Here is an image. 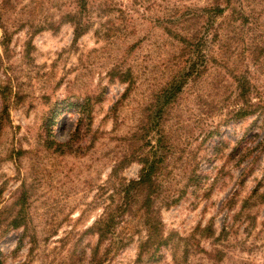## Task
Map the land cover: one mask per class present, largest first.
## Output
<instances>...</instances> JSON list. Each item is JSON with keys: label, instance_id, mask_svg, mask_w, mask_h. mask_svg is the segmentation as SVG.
Wrapping results in <instances>:
<instances>
[{"label": "rangeland", "instance_id": "1", "mask_svg": "<svg viewBox=\"0 0 264 264\" xmlns=\"http://www.w3.org/2000/svg\"><path fill=\"white\" fill-rule=\"evenodd\" d=\"M207 1L86 0L81 12V0H0L1 264H90L97 235L88 229L118 202L111 168L140 143L129 137L151 126L187 64L162 19L193 31L204 18L183 17ZM239 3L245 16L216 17L213 57L200 56L146 136V151L169 147L155 204L167 242L138 258L146 231L127 215L115 230L127 244L103 264H264V0ZM70 19L85 26L75 39ZM85 100L83 117L66 106ZM132 160L118 176L137 177Z\"/></svg>", "mask_w": 264, "mask_h": 264}, {"label": "trees", "instance_id": "2", "mask_svg": "<svg viewBox=\"0 0 264 264\" xmlns=\"http://www.w3.org/2000/svg\"><path fill=\"white\" fill-rule=\"evenodd\" d=\"M81 12L86 9V0H81ZM226 11H231L234 16L233 19L236 20L239 17H244V13L239 3V0H208L207 4L201 7L198 12L188 13L186 17H183V21L191 18H195V23L200 22L204 18L202 26L193 31H183L184 28H178L177 26L182 23L179 19H174V17L163 18L162 22L165 24L164 29L167 34L174 38L180 46L182 56L183 53L186 55L185 62L187 63L184 68H181L178 73L173 75L169 86L163 89L159 99L163 98L160 103L159 109H157V114H160L164 104L170 102L176 95L182 90L184 83L197 72V61L201 55L203 57L211 58L213 57L214 49L213 45L221 41V32L216 25V17H221ZM72 18V17H71ZM72 21V19H70ZM173 20V21H170ZM245 20H241L240 23H244ZM74 24V39L83 33L85 30L84 24L72 21ZM173 24L176 29H171L169 25ZM202 28V29H201ZM182 31L184 33H182ZM207 50V52H206ZM206 53V54H205ZM128 75V71L125 72L124 77ZM239 84V89L241 96H245L246 92L250 90L249 81L243 75L234 77ZM71 105L80 106L81 116L83 113H87L90 108L89 100H85L82 103H68L66 106L70 108ZM63 106L59 103H55L53 107V113L59 115L60 110ZM155 114V117L158 116ZM155 117H151V126L146 128H139L137 131L133 132L129 137V145L133 144V141L138 140L137 147L131 151V153H123V155L115 161L111 168V173L109 178L114 182H117L114 192L110 195L111 202L116 199L118 202L103 208L100 216L92 223L88 231H92L97 235V244L93 249V255L90 264H103L109 250L112 248H118L125 246L126 241L122 239L116 240L115 230L120 225V223L126 224L128 219L125 216H137L146 231V236L142 241H140L138 246V258L142 257L143 254L151 252L150 255L154 253L160 246L167 242V238L162 236L161 230V218H160V207H155L157 199L160 194V176L163 175V170L167 167L165 162L166 154L169 152V147L166 148L165 153L159 151L164 148V145H157L154 150L153 147L146 151L145 146L150 144L146 140V136L149 134L150 130H155L158 127V123ZM81 121V118L79 119ZM78 128L73 131V136L76 135ZM160 135V133H159ZM163 137H159L157 140L160 141ZM146 140V141H145ZM148 142V143H147ZM145 150V151H144ZM162 153V154H161ZM165 155V156H164ZM137 160L141 167L139 169L136 178L125 179L118 176V171L123 168L125 164ZM173 202V201H171ZM171 204V203H170ZM135 206V207H134ZM18 218L14 217L12 219V225L18 227ZM105 241H109L108 248L105 250L102 256L98 257V248ZM1 256V251H0ZM2 263L0 257V264Z\"/></svg>", "mask_w": 264, "mask_h": 264}]
</instances>
